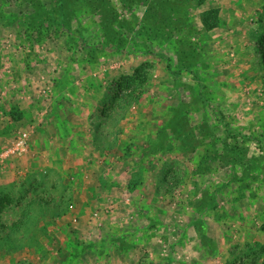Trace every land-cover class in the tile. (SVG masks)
I'll return each mask as SVG.
<instances>
[{"label":"rangeland","instance_id":"obj_1","mask_svg":"<svg viewBox=\"0 0 264 264\" xmlns=\"http://www.w3.org/2000/svg\"><path fill=\"white\" fill-rule=\"evenodd\" d=\"M0 264H264V0H0Z\"/></svg>","mask_w":264,"mask_h":264},{"label":"trees","instance_id":"obj_2","mask_svg":"<svg viewBox=\"0 0 264 264\" xmlns=\"http://www.w3.org/2000/svg\"><path fill=\"white\" fill-rule=\"evenodd\" d=\"M138 71H139V70H138ZM136 72H137V71H136ZM24 186H25V185H24ZM28 191L31 192V191H32V188L26 187V192H28ZM5 200H6V199H5ZM47 204H48L47 201H45L44 203H40V209H43V208H44V210H46L45 213L43 212L44 214H47L48 209H49ZM30 205H31V204H29V207H30ZM31 209H32V208L30 207L29 210H31ZM6 246H8L9 249L11 248V247H10L11 245H8V244H7ZM2 247H4V245H3ZM11 249H12V248H11Z\"/></svg>","mask_w":264,"mask_h":264},{"label":"built area","instance_id":"obj_3","mask_svg":"<svg viewBox=\"0 0 264 264\" xmlns=\"http://www.w3.org/2000/svg\"><path fill=\"white\" fill-rule=\"evenodd\" d=\"M25 134H22L21 136L18 137L17 139V147L15 148L16 150H18V148H21L22 150L25 149ZM15 149H12V152L15 151Z\"/></svg>","mask_w":264,"mask_h":264}]
</instances>
